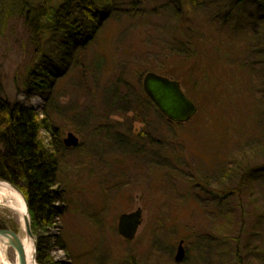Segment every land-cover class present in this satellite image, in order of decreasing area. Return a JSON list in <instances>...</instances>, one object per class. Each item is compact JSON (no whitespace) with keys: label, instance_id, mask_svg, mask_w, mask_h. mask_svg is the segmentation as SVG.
<instances>
[{"label":"rangeland","instance_id":"1","mask_svg":"<svg viewBox=\"0 0 264 264\" xmlns=\"http://www.w3.org/2000/svg\"><path fill=\"white\" fill-rule=\"evenodd\" d=\"M182 1L115 0L97 38L55 64L50 94L25 84L39 59L20 14L0 22V96L44 120L40 139L60 159L64 213L49 232L32 229L65 246L51 264H264V14ZM192 36L195 68L179 57ZM40 44L46 55L57 46ZM146 69L176 76L198 108L190 122H169L149 103ZM69 133L78 147L65 146ZM9 206L0 202V230L28 239ZM140 208L128 241L119 218ZM7 256L17 264L13 247Z\"/></svg>","mask_w":264,"mask_h":264},{"label":"trees","instance_id":"2","mask_svg":"<svg viewBox=\"0 0 264 264\" xmlns=\"http://www.w3.org/2000/svg\"><path fill=\"white\" fill-rule=\"evenodd\" d=\"M53 1L0 0V22L3 19L4 22L7 21V17L12 13H18L23 19L24 26L34 35L33 41L37 45L39 62L28 71L26 86L34 92L48 94L51 89L48 77L52 76L56 69L55 64H65V61L73 58L79 49L92 43L115 11V0H58L60 2L56 4ZM170 1L177 8L182 7L184 2ZM200 1L189 0L191 6L195 8L200 7ZM216 1H226L233 9L249 3L264 14V0ZM233 9L228 11L226 16H230ZM46 37L54 43L57 42L55 49L50 51L51 55L41 52L40 42ZM197 42L193 36L188 37L181 49L184 56H179L180 61L194 64L193 68L196 66L199 48ZM153 71L146 69L144 73ZM162 74L176 77L167 71ZM58 77L59 75L54 78ZM53 84L54 82L52 86ZM147 100L154 105L148 97ZM43 128L50 127L32 108L20 103L11 104L0 96V179L20 188L29 206L32 229L43 227V230L49 232L57 226L58 219L64 213L61 204L64 195L58 181L60 159L58 154L50 151L40 139ZM232 172L229 171L228 176H231ZM37 246L38 262L42 264H51L48 262L51 252L65 250L60 239L50 235L39 237Z\"/></svg>","mask_w":264,"mask_h":264},{"label":"water","instance_id":"3","mask_svg":"<svg viewBox=\"0 0 264 264\" xmlns=\"http://www.w3.org/2000/svg\"><path fill=\"white\" fill-rule=\"evenodd\" d=\"M143 89L149 99L155 104L159 111L168 119L169 122L176 124H185L190 122L198 112L195 103L184 93L181 83L171 78L150 72L143 78ZM64 144L67 148H76L79 146L78 138L69 133ZM0 183L10 185L23 198L26 205L27 217H25V232L27 237L33 241L34 261L36 262L37 239L32 231V220L29 206L23 193L12 183L0 180ZM13 210H17L11 207ZM143 223V211L138 209L129 214H122L119 218L118 233L124 239L133 241ZM9 241L18 255V264H29L28 254L20 236L11 230H0V241ZM186 256L184 242L178 247L176 261L182 262Z\"/></svg>","mask_w":264,"mask_h":264},{"label":"bare ground","instance_id":"4","mask_svg":"<svg viewBox=\"0 0 264 264\" xmlns=\"http://www.w3.org/2000/svg\"><path fill=\"white\" fill-rule=\"evenodd\" d=\"M7 201L9 207L15 208L16 213L20 218V224L23 230H25V217H27L26 213V205L22 198V196L15 191L10 185L0 183V202ZM24 248L28 254V262L29 264H36L34 261V246L33 241L29 238H25L20 236ZM12 247L9 241H0V264H12L8 260V249ZM18 264V261H17Z\"/></svg>","mask_w":264,"mask_h":264}]
</instances>
